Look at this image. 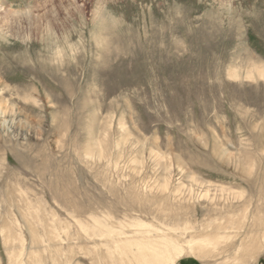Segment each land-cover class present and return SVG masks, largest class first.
Returning <instances> with one entry per match:
<instances>
[{
	"label": "rangeland",
	"instance_id": "rangeland-1",
	"mask_svg": "<svg viewBox=\"0 0 264 264\" xmlns=\"http://www.w3.org/2000/svg\"><path fill=\"white\" fill-rule=\"evenodd\" d=\"M95 2L0 0L41 15L0 44V264H128L145 233L232 264L187 240L237 202L264 264V0H109L103 35Z\"/></svg>",
	"mask_w": 264,
	"mask_h": 264
},
{
	"label": "bare ground",
	"instance_id": "bare-ground-1",
	"mask_svg": "<svg viewBox=\"0 0 264 264\" xmlns=\"http://www.w3.org/2000/svg\"><path fill=\"white\" fill-rule=\"evenodd\" d=\"M30 9V13H31ZM16 12V10L9 9V7H2V4L0 3V24L8 22V28L11 32V36H21L25 35L28 38V32L22 34V32L19 31V25L22 20L21 16H13L12 13ZM31 15V14H30ZM41 15L39 14H32L31 17H34V21L36 22L37 19L40 18ZM23 17V16H22ZM31 17H24L25 20L30 21ZM23 21V20H22ZM16 28V30H14ZM13 29V30H10ZM18 29V30H17ZM10 36V37H11ZM240 198V197H239ZM240 203V202H239ZM227 205L226 208H223L222 210H219L218 212H215V210H212L211 215L208 217L209 220L207 221V224L205 226H202L201 228H198V230H203V234H200L196 232L190 235V239L187 240L188 247L190 251L197 250L199 251L196 256L197 257H207L212 254H210V249H217L222 248L223 251L227 252L230 248L229 245L231 244L236 250V254L234 255H228L225 256V260L227 262H230L232 260V264H243L238 257H240L241 254H238L242 251V248L246 245V242L252 241L253 237L249 236V231H238V228L240 226L236 227V224L229 225L231 221L227 220V215H225L228 212H231L230 207H236L239 205ZM230 214V213H229ZM142 224H140L141 226ZM145 226V224H144ZM180 229L179 227H177ZM251 228V227H250ZM186 230V228H184ZM228 229H231L232 233H228ZM175 229H173L174 231ZM146 232V229L144 230V233ZM253 233L254 231L251 229L250 231ZM185 233V232H183ZM208 234H214V240L211 241L210 236ZM171 238H175L173 236H159L155 238L150 233H145L144 238L141 237L140 241H134L129 244V254L125 256L124 259H126L128 264H174L175 257H179L185 249L180 244H173L168 242ZM231 239V243H229L227 240ZM165 239V240H164ZM236 239V240H235ZM152 242V243H151ZM162 242V243H158ZM219 242V244L217 243ZM229 247V248H228ZM237 247V249H236ZM133 248L136 250V253H133ZM209 248V249H208ZM228 248V249H227ZM204 249H208L206 252H204ZM122 252L120 251L119 254ZM193 253V252H192ZM247 258H244V261L253 259L249 256H244ZM122 261V258L120 257V262Z\"/></svg>",
	"mask_w": 264,
	"mask_h": 264
},
{
	"label": "clouds",
	"instance_id": "clouds-1",
	"mask_svg": "<svg viewBox=\"0 0 264 264\" xmlns=\"http://www.w3.org/2000/svg\"><path fill=\"white\" fill-rule=\"evenodd\" d=\"M109 0H98L91 8L88 9L87 15L91 16L93 24L96 26L99 34L103 35L111 32H116L125 25V21L122 15H117L111 9L108 8ZM30 9L25 8L16 12H13V16H30ZM11 36V32L8 28V22L0 24V44H7L8 39ZM181 48L186 50V45L180 42Z\"/></svg>",
	"mask_w": 264,
	"mask_h": 264
}]
</instances>
